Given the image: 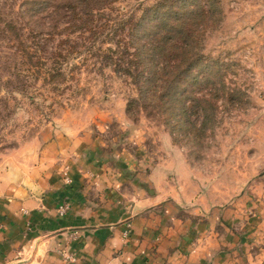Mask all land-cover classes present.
I'll return each mask as SVG.
<instances>
[{
	"label": "rangeland",
	"instance_id": "obj_1",
	"mask_svg": "<svg viewBox=\"0 0 264 264\" xmlns=\"http://www.w3.org/2000/svg\"><path fill=\"white\" fill-rule=\"evenodd\" d=\"M27 1L0 0V185L42 159L56 165L66 157L73 168L108 167L128 186L148 187L132 196L171 193L197 219L262 194L264 0H213L216 13L193 36L201 55L187 73L188 123L176 127L159 107L127 109L135 88L114 71L145 26L128 41L124 20L156 0L104 4L83 26L88 17L53 0L39 11Z\"/></svg>",
	"mask_w": 264,
	"mask_h": 264
},
{
	"label": "crops",
	"instance_id": "obj_2",
	"mask_svg": "<svg viewBox=\"0 0 264 264\" xmlns=\"http://www.w3.org/2000/svg\"><path fill=\"white\" fill-rule=\"evenodd\" d=\"M62 159L0 185V264H264V184L197 219L171 193L132 196L148 187Z\"/></svg>",
	"mask_w": 264,
	"mask_h": 264
},
{
	"label": "trees",
	"instance_id": "obj_3",
	"mask_svg": "<svg viewBox=\"0 0 264 264\" xmlns=\"http://www.w3.org/2000/svg\"><path fill=\"white\" fill-rule=\"evenodd\" d=\"M115 1L53 0L52 4L71 11L79 19L78 12L88 17L87 20H79L83 26L93 21V12H99L103 6ZM50 3L45 0L27 1L31 11L42 10ZM139 10L137 17L128 16L123 24L128 28V41H134L133 37L138 36L137 30L145 25L139 33L141 42L135 40L131 52L127 51L126 45L123 47L122 52L129 55L123 67L117 62L113 63L116 66L114 71L127 76L136 91V96L128 100L127 109L132 104L159 107L168 111L167 118L171 119L173 127L187 125V73L201 55L194 49L193 36L204 19L216 13V4L213 0H156L150 5L141 6ZM145 18L149 25L143 22ZM80 25L75 27L79 28ZM200 82L199 79L195 84ZM200 101L196 99L197 103Z\"/></svg>",
	"mask_w": 264,
	"mask_h": 264
},
{
	"label": "built area",
	"instance_id": "obj_4",
	"mask_svg": "<svg viewBox=\"0 0 264 264\" xmlns=\"http://www.w3.org/2000/svg\"><path fill=\"white\" fill-rule=\"evenodd\" d=\"M64 257H66L67 259L71 260V259H70L69 257H67L66 255H65Z\"/></svg>",
	"mask_w": 264,
	"mask_h": 264
}]
</instances>
